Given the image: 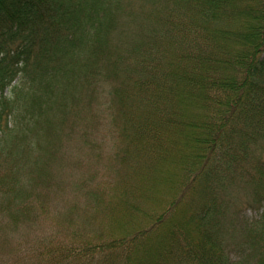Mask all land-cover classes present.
Wrapping results in <instances>:
<instances>
[{
  "label": "trees",
  "instance_id": "obj_1",
  "mask_svg": "<svg viewBox=\"0 0 264 264\" xmlns=\"http://www.w3.org/2000/svg\"><path fill=\"white\" fill-rule=\"evenodd\" d=\"M0 264H264V0H0Z\"/></svg>",
  "mask_w": 264,
  "mask_h": 264
},
{
  "label": "rangeland",
  "instance_id": "obj_2",
  "mask_svg": "<svg viewBox=\"0 0 264 264\" xmlns=\"http://www.w3.org/2000/svg\"><path fill=\"white\" fill-rule=\"evenodd\" d=\"M189 147H183L182 149H188ZM173 154H175V155H173L174 157H171L169 160H167L166 159V161H168L169 163H167V166H162V167H160L161 169L162 168H169V169H171V166L170 165H173L174 163H175V161L177 160V163H178V165H177V167H179V170H180V165H181V163H180V161H181V157L182 156H184V154H183V151L182 150H179L178 151V153H173ZM176 154H178V155H176ZM178 156H180V161H179V158H178ZM159 171V175H160V173H161V171L160 170H158ZM159 175H158V173H157V177H159ZM174 179H175V176H174ZM174 179H173V181H171L170 183H169V186H172L173 185V183H174ZM160 179H157L156 180V184L154 185V184H152V182H151V185H152V188L155 186V188L157 189V186H158V184L160 183ZM163 197L164 196H162V197H160L159 199H158V202H160L162 199H163ZM247 209V208H246ZM255 214V212L251 209H247V210H244V212H243V215L246 217V218H250V217H252L253 215ZM117 231H118V229H117ZM25 263H27V260H26V262Z\"/></svg>",
  "mask_w": 264,
  "mask_h": 264
}]
</instances>
